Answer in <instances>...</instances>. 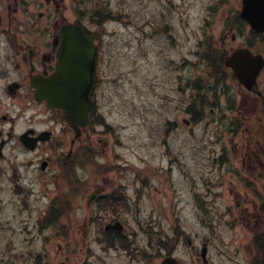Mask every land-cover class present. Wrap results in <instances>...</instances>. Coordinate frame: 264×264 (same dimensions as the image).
<instances>
[{"label":"flooded vegetation","instance_id":"af4514ba","mask_svg":"<svg viewBox=\"0 0 264 264\" xmlns=\"http://www.w3.org/2000/svg\"><path fill=\"white\" fill-rule=\"evenodd\" d=\"M242 1L218 0L217 3L226 12L228 19L218 24L209 23L202 29L204 37L199 38L200 43L194 51V55L200 59L197 77H201V83H193L192 87L199 93V97L187 104L177 100L175 96L172 98V103L176 102L175 105L180 104L186 110L188 118L184 117L182 121L188 127L201 124L206 107L210 106L211 111L215 112L213 124L219 129L213 139L215 146L209 150L207 157H199L195 166L200 171L201 167H205L206 163L211 164L212 160V170L215 173L209 179L211 182L208 190L205 186L198 188L195 182L194 185L187 186L190 190H183L184 185L172 192L170 205L176 207L172 220L170 218L168 223L172 234L159 236L158 230L154 234L158 237L154 240L152 232L148 231L149 239L142 248L148 249L155 245L156 249L153 251L156 253L160 250L164 256L177 255L179 243L185 238L194 256L188 264H264V66L251 84L246 76L242 75L245 79L236 77L226 63L228 56L238 48H249L254 54H262L264 62V33L256 36L250 24L240 17ZM95 2L97 6L89 5L88 0H0V183L1 180L9 181L8 185L4 182L5 188H11L17 193L13 197L16 207L30 203V188L35 183L41 184V190L44 184L47 188L48 183L41 180L47 178L49 182L56 172H63L69 159L74 188L77 184V162L74 155L78 149V139L71 138L75 131L64 120L61 109L48 108L45 100H37L33 81L49 79L57 74L60 67H64L71 30L73 26H79L86 35L94 37L98 48L95 80L90 92L97 108V93L103 71L102 44L105 35L107 36L103 28L110 21L120 20L122 13L120 9L111 17V11L105 10L99 0ZM246 28L251 37L243 32ZM213 29L219 34L217 38L212 37ZM170 35L174 36L173 29ZM195 64V61L191 65L190 61L184 59L177 65L176 68L181 70L175 76L179 85L176 93L185 94L189 89L192 78L190 71ZM171 124L175 128L176 123ZM68 140L70 149L66 153L63 145ZM174 163V153L171 151L170 166L166 169L169 182L170 175L176 169ZM203 172L204 170L200 173ZM210 174L212 175L211 170ZM183 177L184 180L191 178L186 170ZM205 178V175L201 176L199 181H205ZM172 181L176 186L174 177ZM99 189L100 195L106 197L101 198L98 194L91 203L87 200V207H94L91 216L97 215L99 202L106 206L114 205L113 211L103 207V212L115 215L110 222L119 219L124 225L123 231L113 228L105 230L103 227L102 233L110 236L129 233L120 214L122 210H118L116 205L122 198L127 199V186L121 184L112 191L106 187ZM178 195L186 198L185 208L181 209L186 212L184 219L177 207L179 202H175ZM66 198L60 195L51 197L44 216L32 224L38 228L46 225V229L56 227L61 221V227L54 228L62 239L58 243L57 257L60 253L65 256L52 262L47 258L49 248H44L46 250L43 249L42 255L33 256L30 243L37 236L30 231L29 238L18 242V245L7 239L0 246V264H63L69 258L67 253H70V258H75L79 248V229L74 216L78 208L76 210L71 198ZM158 220L160 216L156 215L151 225L159 226L156 223ZM183 220L188 223L183 225ZM209 222L213 228L211 230L208 229ZM84 223L86 229L81 233L86 236L88 229V234H91L93 224L88 216ZM189 224L195 225L189 232L200 240L201 247L194 244L191 236L185 237ZM0 228L6 230L9 236L14 233L5 224L0 225ZM211 233L217 234L220 239L218 260L221 262H214L208 253V260L204 263L200 251L204 245L208 249ZM85 236L82 248H87L90 244L85 242ZM130 243L134 242L131 240ZM119 248L128 250L130 257L137 253V258H141L138 254L140 248L136 247L135 252L131 247ZM154 254L142 253L144 260L134 259L132 264H161L146 260ZM178 257L177 264L183 263Z\"/></svg>","mask_w":264,"mask_h":264},{"label":"rangeland","instance_id":"374dc122","mask_svg":"<svg viewBox=\"0 0 264 264\" xmlns=\"http://www.w3.org/2000/svg\"><path fill=\"white\" fill-rule=\"evenodd\" d=\"M88 1L89 5L97 6L95 0ZM99 1L106 9L110 8V5L117 13L121 9L122 15L119 17L120 20L110 21L103 28L107 36L104 37L101 53L103 71L97 93L99 110L98 113H94L93 122L78 139L76 145L78 149L75 155L73 154L77 162L75 171L77 184L74 188L70 177L69 159L64 165L63 172L61 170L56 172L49 182L47 178L41 180L48 183L47 188L44 184L41 190V184L35 183L30 188L32 189L30 203L16 207L13 197L17 193L11 188L8 190L5 188L9 181L4 180L5 184L1 180L0 225H7L14 233H10L9 236L6 230L0 228V246L7 239L18 245V242L29 238L31 231L32 235L37 236L30 243L33 256L42 255L43 249L49 248L46 252L50 261L55 262L61 258L64 254L60 253L57 257V251L58 243L62 239L54 229L61 227V221L52 228L45 229L46 225L42 228L32 226L36 219L44 216L49 199L60 195L67 197L66 199L71 198L76 210L78 208L74 217L79 229L77 232L79 248L75 258H70V253H67L69 258H66L63 264H132L134 259L144 260L142 253L145 252L148 255L155 253L153 257L146 258L147 261L161 262L165 256L160 250L158 253L153 251L156 249L155 245L148 249L142 248L149 239L148 231L152 232L154 240L158 237L154 236L158 230L159 236L172 234L168 223L170 218L172 220L176 207L170 205V195L176 192L178 187L182 188L185 185L183 190H190L187 186H192L196 182L198 188L205 186L206 190L209 189L208 185L211 182L209 179L215 173L212 170V160L211 164L206 163L200 171L195 167L196 160L210 154L209 150L215 146L213 139L219 132L217 126L213 124L215 112L211 111L210 106L206 107L201 124L188 128L182 121L184 117L188 118L186 110L180 104L172 103V98L175 96L177 100L180 99L187 104L188 101L192 102L199 97V93L192 88L193 83L195 85L201 83H199L201 77H197L199 75L197 64L200 59L194 55V51L200 43L199 38L204 37V33H201L203 27L209 23L226 22L228 16L217 3L218 0ZM105 2L107 5L102 4ZM172 29L174 36L170 35ZM212 31L214 33L212 37L217 38L219 36L217 31L214 29ZM243 32L251 37L247 28ZM184 59L190 61L191 65L194 61L196 64L194 67L190 66L192 78L189 89L185 94L182 92L177 94L179 85L175 76L181 69L176 67ZM193 80L195 82H192ZM190 106L192 109L191 104ZM172 122L176 123L175 128ZM71 138H74L73 134ZM63 149L66 153L69 151L70 140L64 143ZM171 151L174 153L176 169L173 175H170L169 182L167 180L169 173L166 169L170 166ZM184 170L190 174L189 180H184ZM203 170L204 172L200 173ZM204 175L205 181H199ZM172 177L176 179V186ZM121 184L127 186V199L122 198L116 205L118 210H122L120 214L129 232L124 235L134 242L126 244L133 252L136 251V247L140 248L138 254L141 258H137V253L135 256L131 255L133 257L131 258L128 250H113L104 246L99 241L103 238L101 230L115 215L98 211L99 213L92 217L94 207L91 209L87 207V196L95 189L106 187L112 191ZM212 184L214 185L213 182ZM167 196L169 197L166 198ZM184 199L186 198L178 195L175 201L179 202L177 207L180 208L183 219L186 214L185 210H181L185 208ZM20 210L22 212H19ZM141 215L145 217L142 218ZM156 215L160 216V220L156 222L159 226L151 225ZM86 216L93 226L90 228L91 234H88V229L85 236L81 231L86 229L83 225ZM187 223L183 220V225ZM194 226L189 224L185 237L191 236L194 244L201 247L200 240L189 232ZM17 227H20L19 231L15 232ZM208 229H213L210 222ZM84 236L85 242L90 243L87 248H82ZM209 238H211L209 255L214 262H221L218 260L220 239L213 233ZM178 247L177 255L183 262L181 264L191 262L194 256L185 238ZM128 255L129 257H126Z\"/></svg>","mask_w":264,"mask_h":264},{"label":"water","instance_id":"95a60500","mask_svg":"<svg viewBox=\"0 0 264 264\" xmlns=\"http://www.w3.org/2000/svg\"><path fill=\"white\" fill-rule=\"evenodd\" d=\"M264 0H245L243 16L248 19L258 31L263 30ZM72 65L64 66L59 70L58 76L49 83L39 86L38 96L47 98L50 106H59L72 126L78 130L88 124V113L93 106L89 97V89L93 80V70L96 54V46L92 37H87L79 29L73 35ZM242 55L243 68L248 70L251 63L261 60V57H253L248 50H239L235 56ZM173 259L167 258L163 264H172Z\"/></svg>","mask_w":264,"mask_h":264}]
</instances>
